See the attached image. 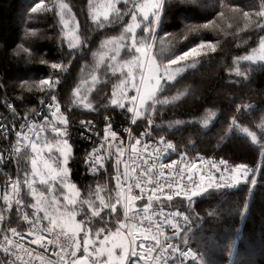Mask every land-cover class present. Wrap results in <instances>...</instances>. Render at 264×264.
<instances>
[{
    "label": "snow or ice",
    "instance_id": "snow-or-ice-1",
    "mask_svg": "<svg viewBox=\"0 0 264 264\" xmlns=\"http://www.w3.org/2000/svg\"><path fill=\"white\" fill-rule=\"evenodd\" d=\"M179 2L196 4L197 0ZM218 3V17L224 18L225 8L238 15L241 23L234 32H225L212 19L186 26L177 41L164 30L171 0H87L83 28L67 0H34L28 15L55 13L69 59L67 63L52 62L54 73L45 78L21 82L22 89L42 94L39 111L30 109L32 118L27 113L20 117L5 101L13 123L11 127L0 123V136L8 141L14 132L15 139L7 148H0V172L14 164L15 178L7 175L0 186V264H219L200 243L207 237L198 238L206 219H219L218 209L201 217L196 212L197 202L218 199L241 185H248V194L253 195L258 177L264 179V159L257 167H250L223 157L190 156L194 142L181 151L177 143L161 134L196 124L207 129L221 114L205 108L199 118L164 119L174 115L169 109L189 94L187 89L166 94L178 77L197 69L205 57L217 52L220 42L199 38L202 30L211 28L231 36L238 41V49L250 41L255 43V47L232 57L225 69L229 77H236L231 83L247 82L253 71L264 70V35L259 34L264 33V0H260L258 10L225 4V0ZM109 32L118 34L107 35ZM102 34L92 49L96 36ZM26 35L37 36V29L28 28ZM19 49L30 53L23 45ZM89 51L94 64L81 66V73L85 67L90 70L77 81L71 103L62 110L58 98L61 74ZM109 85L110 91H104ZM98 92H103L106 103L97 105L93 96ZM255 108L242 102L235 111L240 114ZM77 109L84 115L108 113L102 118V137L92 120L79 121L84 129L79 135L89 142L94 137L100 139L82 158L86 177L91 175L94 181L89 184L73 180L72 164L77 157L70 128L71 113ZM45 112L37 123L36 117ZM117 116L123 118L119 130ZM18 118L24 123L17 127ZM255 128L241 124L234 114L227 133L239 131L248 137L264 158V117ZM121 132L126 134V142ZM177 153V159L170 158ZM105 173L114 185L97 179ZM249 208L246 199L239 215L246 218ZM29 238L30 244L26 242ZM49 247L55 259L39 250Z\"/></svg>",
    "mask_w": 264,
    "mask_h": 264
},
{
    "label": "trees",
    "instance_id": "trees-1",
    "mask_svg": "<svg viewBox=\"0 0 264 264\" xmlns=\"http://www.w3.org/2000/svg\"><path fill=\"white\" fill-rule=\"evenodd\" d=\"M67 2L73 6V12L80 16V18L77 16V19L81 21L83 28L87 20V0H67ZM259 2L260 0H225V4L239 5L245 10L258 9ZM33 3L34 0H0V112L4 123L8 126L12 125L13 118L11 109L7 107L5 101L16 108L20 117H24L25 113L28 117H33L34 113L30 109L38 110L40 107L39 100L42 94L37 90L28 92L26 88L22 89L21 82L38 81L45 78L54 73L50 67L52 62L64 60L67 63L69 59L66 43L62 46L60 39L58 17L54 12L29 16L28 9ZM245 3H247L246 6L243 5ZM219 11L221 9L218 0H197L196 4L171 0L164 30L172 33L179 41V33L184 31L186 26L202 25L208 20L216 19L225 32H234L235 26L241 23L238 15L225 8L224 18H220L217 16ZM229 23L233 24V28H228ZM28 28L37 29L38 35L27 36ZM115 34L118 33H107V35ZM259 34L264 35V33ZM160 35H163V32ZM198 35L201 39L218 40L220 44L217 52L205 57L197 69L178 77L174 87L166 94H174L178 90L184 91L185 89L189 90V94L182 101L177 102L174 109H169L170 113L175 114L167 115L164 119L199 118L205 108H213L221 114L219 119L207 129L196 124L195 126H182L180 131L175 132L169 129L161 134L177 143L181 151L184 150L185 145L194 142L195 150L189 151L190 156L199 153L216 159L223 157L230 163H244L250 167H257L264 159L259 147L253 145L250 139L239 131L227 133V125L231 116L236 114L241 124L256 130L255 125H258L261 117H264V70L253 71L250 80L240 84L231 83L236 77H229L225 71L226 67L231 65L233 56L241 55L249 48L255 47V43L250 41L248 45H241L238 49L237 40L211 28L202 30ZM102 38L103 34L96 36V43L91 46L92 49L98 46ZM255 38L253 35V40ZM20 45L30 49V53L20 50ZM17 51L19 55L16 54ZM42 61H47V63H42ZM85 63L89 66L94 64L91 51L76 60L67 73L61 74L58 98L62 110L71 103V92L77 81L90 70L85 67L84 73H81V66ZM104 91H110V85ZM102 96L103 92H98L93 96L97 105L106 103ZM20 97L24 98L23 102L19 99ZM242 102L256 105L255 110L237 114L236 105ZM107 114L101 111L98 116L96 114L84 115L79 109L71 113L73 121L70 131L71 142L74 144L77 157L75 163L72 164L73 180L78 184L94 183L92 176L86 177L85 175L86 169L82 158L89 142L79 135L81 128L79 121L94 119L103 127L102 118ZM19 123H24V120L18 118L17 124ZM122 123L123 118L117 116L116 125ZM11 140L14 139L9 137V140L5 141L0 136V148L8 147ZM97 179L101 183L107 182L105 176ZM3 181V177L0 176V186ZM248 187V185H241L239 190H228L218 199L198 200L197 202L196 212L200 213L201 217L218 209L219 219H206L204 230L198 233V238L207 237V240L200 239V243L208 248L219 264H233V262L234 264H264V179L258 177V184L251 196L248 194ZM246 199L249 200L250 208L246 218H242L239 213L243 210ZM235 242L237 244L234 254L231 255ZM192 247L195 248L196 244L193 243ZM250 248H253V256L249 251Z\"/></svg>",
    "mask_w": 264,
    "mask_h": 264
},
{
    "label": "built area",
    "instance_id": "built-area-1",
    "mask_svg": "<svg viewBox=\"0 0 264 264\" xmlns=\"http://www.w3.org/2000/svg\"><path fill=\"white\" fill-rule=\"evenodd\" d=\"M40 107H41V106H40ZM40 107L38 108V111H39ZM44 114H47V113H46V112H45V113H42L40 116L36 117L37 123H39V122H41V121L43 120V115H44ZM28 118H32V117H28ZM88 120H92V121L97 125L96 130L99 131V132L101 133V137H102V136H103V131H102L103 127H101V126L99 125V122L96 121V120H94V119H88ZM0 123H4V120H3V118L1 117V112H0ZM5 124H6V123H5ZM120 125H121V124L116 125V129H117V130H119ZM125 126H127V125H125ZM9 127H11V126H9ZM17 127H18V124H17ZM71 128H72V127H71ZM71 128H70V131H71ZM82 131H84V129L81 127V128H80V132H82ZM86 135H87V134H86ZM121 136L125 139V142H126V141H127V136H126V134L123 133V132H121ZM9 137L15 139L14 132L11 133V134L9 135ZM81 137H82L85 141L89 142V140L86 139L85 136H81ZM99 143H100V139L94 137L93 141H92V142H89L88 147H86V148H87V151H90L91 148H92L93 146H97ZM5 148H7V147H5ZM170 158H171V159H177V158H178V153H177V154H171V155H170ZM113 159H114V158H113ZM165 162H166V163L168 162L167 159L165 160ZM9 168H10V169H9ZM9 168H5L3 172H0V176H2L3 179H4L2 185L4 184L5 180L7 179V175H12L13 178H15V165L13 164V165H12L11 167H9ZM90 176H91V175H90ZM104 176L106 177L107 180H109V177H108V174H107V173H105ZM2 185H1V186H2ZM0 203H1V206H2V205H3V202L0 201ZM30 239H31V238H29L28 241H26V242L29 243V244H30ZM39 250H40V251L42 252V254L45 255L46 257H52L53 259H55V253H54V250H53L51 247H49L47 250H44V249H39Z\"/></svg>",
    "mask_w": 264,
    "mask_h": 264
},
{
    "label": "rangeland",
    "instance_id": "rangeland-1",
    "mask_svg": "<svg viewBox=\"0 0 264 264\" xmlns=\"http://www.w3.org/2000/svg\"><path fill=\"white\" fill-rule=\"evenodd\" d=\"M52 2V0H50L49 1V3H51ZM244 6H246L247 5V3H245V4H243ZM241 7V6H240ZM258 10V9H257ZM80 15V14H79ZM77 16H78V14H77ZM78 18H80V16H78ZM19 19V18H18ZM220 44V43H219ZM70 134H71V132H70ZM195 156V155H194ZM236 242L234 243V247H233V250H232V253H231V255H233L234 254V250H235V247H236ZM249 251L252 253L251 255L253 256L254 254V252H253V248H250L249 249Z\"/></svg>",
    "mask_w": 264,
    "mask_h": 264
}]
</instances>
